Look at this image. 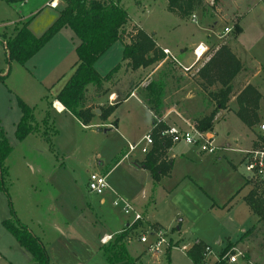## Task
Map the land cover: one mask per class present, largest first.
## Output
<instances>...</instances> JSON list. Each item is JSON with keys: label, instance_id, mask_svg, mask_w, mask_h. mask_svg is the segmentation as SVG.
<instances>
[{"label": "rangeland", "instance_id": "rangeland-1", "mask_svg": "<svg viewBox=\"0 0 264 264\" xmlns=\"http://www.w3.org/2000/svg\"><path fill=\"white\" fill-rule=\"evenodd\" d=\"M213 1L205 0L207 11L195 12L198 22L193 23L191 17L187 20L181 18L182 23L196 27L195 38H198L200 33L206 34L202 38L209 47L206 56L186 71L183 66L190 67L195 57L187 58L190 56L187 45L185 43L178 45L182 36L176 31H170L171 24H174V14L171 16L167 14V0H120L130 15L122 38L127 40L128 37L132 40L137 31L141 30L136 24L138 22L150 31H157V35L153 34L154 38L174 48V51H171L182 66L165 58L147 68L140 67L133 70L127 61H122L123 50L119 42L101 56L95 65L101 75L120 65V69L113 74L111 80L105 82V94L98 99L94 95V88L89 87L88 96L94 98V101L90 100L89 103L96 111L100 110V107L119 104L118 102L129 91L138 86V96L148 106L153 107L148 102L147 87L151 82L162 81L164 83L162 117L169 124L175 123L187 127V123H191L197 126V121L208 116L215 107L202 88L201 79L197 75L198 69L210 58L216 47L222 44L234 48L236 56H239L243 65L233 81L234 91L228 107L220 110L214 119V128L211 132L216 135L218 150L213 154H202L206 157L202 162L200 158L195 159L191 164L178 160L175 166L174 177L181 176L182 172H190L208 193L201 190L194 182H188L180 191L158 196L157 215L165 225L169 226L165 229L168 231L172 250L169 259L165 255L168 249L166 246H163L161 252L157 254L148 251L149 254L142 255V264H194L185 251H188L189 244H195L197 239H201L212 249L207 264L218 261L220 252L228 243L233 245L232 254H241L236 264H264V246L259 245L260 241L264 242V228L260 230L258 238L251 236L241 239L240 236L243 228L253 224V216L244 204L245 198L252 189L246 184L244 176L247 173L242 162L244 151L249 149L250 139L252 142L261 135L258 126L264 122V100L262 105L260 104L262 109L260 122L253 129H248L234 114L238 109L236 95L247 84L261 88L264 98V0H220L217 6L212 5ZM61 5L57 6V11ZM146 9L148 10L142 13ZM16 13L19 15L15 7H11L10 2L0 0V33H5V38L13 35L15 27H20L22 24L17 21L10 22L18 19ZM237 22L242 27L238 35L235 29ZM197 25L202 27V32ZM225 27H233L232 32L225 33ZM182 47L187 50L186 53L177 50ZM51 49L46 48L42 54L30 59L26 65H21L17 61H8L5 46L0 42V74L9 73L5 81L0 82V127L3 128L13 148L11 155L5 161L8 168L6 183L10 197L0 191V264L33 262L32 254L22 247L3 225L4 220L13 218L10 202L17 217L46 245L50 264H108L102 252L93 253L96 249L95 245H91L95 244L94 239L99 243L98 234L104 229L113 230L114 225L109 222V217L114 212L120 213L121 206H114L112 204L114 199H109L105 206H100L101 196L88 190L87 177L88 171L101 169L97 167L98 160L110 166L116 163L122 153L126 152V144L116 132H99L94 127H83L73 114L66 112L52 113L59 133L51 137V142L47 140L44 134L47 126L43 123V119L48 111L55 110L49 109L47 103L43 102L44 99L43 101L40 99L44 89L38 78L47 65L58 58V53ZM36 60L43 62L37 69L34 68ZM218 88L219 86H215L210 90ZM112 90L120 92L118 98L111 104L109 97ZM18 97L35 107V117L39 122L36 131L23 141L15 135L16 124L22 115ZM117 106L115 111L118 113L115 118L118 119L119 125L124 119L123 111H148L137 100ZM57 107L62 109L58 102ZM142 120L144 121L142 129L136 131L150 133L151 118L144 115ZM50 124L52 125L51 121ZM52 129L53 127L48 128L49 135L52 134ZM246 136L250 138L247 139ZM226 141L232 143L231 149L225 146ZM239 148L243 151L237 150ZM141 156V150L133 154L134 159ZM130 162L129 158L124 160L107 175L109 186L121 192L119 196L129 202H131L130 197L136 195L138 190L137 184L131 183L129 188V183L124 180L125 175L130 171ZM231 162L239 166V172H236V184L239 185L236 189L229 178V172H233ZM238 188L240 189L236 196L223 206L225 201L223 203L222 201L230 192H235ZM209 194L215 198L214 207ZM141 208L144 209L145 206ZM133 225L130 227L132 228ZM180 225L181 229L178 231L177 227ZM142 227L137 229L136 237L146 233V227L144 225ZM179 235L186 236L185 243L180 245L176 241ZM218 240H222V243L218 244ZM134 247L133 244L129 247L133 255L137 254ZM91 255H93L92 259H90Z\"/></svg>", "mask_w": 264, "mask_h": 264}, {"label": "trees", "instance_id": "trees-1", "mask_svg": "<svg viewBox=\"0 0 264 264\" xmlns=\"http://www.w3.org/2000/svg\"><path fill=\"white\" fill-rule=\"evenodd\" d=\"M64 2L65 4L58 9L56 19L42 35H34L29 28V23L24 22L20 27L16 26L14 34L8 38H5V33H0V42L5 46L9 62L17 61L21 65H26L62 28H71L80 40V44L76 48L79 62L56 98L81 124L89 126L97 116V111L89 103L90 100L94 101L93 97L88 96L89 87L94 88L96 98L101 97L105 94V82L111 80L113 74L120 69L118 64L107 74L101 75L96 70L95 64L117 41L122 39L124 27L130 20V15L128 10L120 4V0H64ZM167 3L171 12L186 20L198 10L207 11L205 0H167ZM219 3L220 0H214L212 5L217 6ZM235 29L236 35L242 31L238 22ZM165 58L166 54L158 46L154 36L143 29L138 30L135 37L123 48V60L127 61L133 70L140 67L147 68ZM242 68V62L232 49L227 44H222L198 69L197 75L201 79L202 88L215 105L208 116L197 121V127L200 130H213L215 116L220 110L228 107L234 91L233 81ZM8 75L9 73L7 75L0 74V82H4ZM215 86H219V88L210 90L211 87ZM147 91L149 93L148 102L154 108L147 106L154 110L153 113L156 116L152 118V130L150 131L154 144L150 151L145 154L140 165L149 171L153 186L156 188L161 179L172 171L174 161L169 157L168 150L173 144L171 138L161 136V131L168 128V123L162 120L163 113L161 111L164 83L162 81L151 82ZM261 100L260 90L252 84H247L236 95L238 109L235 114L248 128L253 129L260 122ZM18 105L22 115L16 125L15 135L23 141L36 131V125L39 122L35 117V107L20 97H18ZM117 105L100 107L99 118L106 121L115 111ZM50 121L48 111L43 123L47 126L44 134L49 142L52 141V136L58 134L57 128L52 121L51 125ZM49 127H53L50 135ZM262 146H264L263 133L258 135L253 142V148ZM12 151L13 148L9 144L3 128L0 127V191L5 192L9 197V187L6 183L8 168L5 161ZM248 183L253 185V189L245 200L258 217V223L248 228L241 239L251 236L257 238L260 230L264 228V179L259 181L257 185H254L250 180ZM10 204L13 218L4 220V227L14 235L22 247L32 254L33 262L31 264H50L46 245L38 235L29 229L27 224L17 217L12 202ZM140 225H142L141 221L135 222L132 228L120 232L112 242L103 245L101 249L108 264H137V258H134L128 251L127 239ZM261 245L263 247L264 242ZM171 247H168V250ZM206 247L205 243L198 241L187 251L194 264H204ZM231 247H233L232 243H228L220 252L219 260L214 264H228L229 255L233 253Z\"/></svg>", "mask_w": 264, "mask_h": 264}, {"label": "crops", "instance_id": "crops-1", "mask_svg": "<svg viewBox=\"0 0 264 264\" xmlns=\"http://www.w3.org/2000/svg\"><path fill=\"white\" fill-rule=\"evenodd\" d=\"M51 2H55V4L57 6H60L61 4H62L61 6H63V4H65V2L63 0H24V1L10 2L11 7H15V10L19 13V15L16 13L17 14L16 17H18V19L17 20H11L10 22H16L17 21L20 24H21V22L22 23L28 22L29 28L33 32V34L36 36H40L46 31V29L54 22V20L57 17V13H58V11L56 9L57 6L56 7L50 6ZM120 4L122 5V2H120ZM166 8H167V12H168L167 14L168 15L171 16L174 14L173 12H171L168 9V3H166ZM147 10L148 9L144 10L142 13L146 12ZM177 17L178 16L174 14V24H171L172 29H170V31L171 32L176 31V33H178L179 35L182 36V38L179 39V41H178V45L185 43L187 45L186 47L190 50V52H189L190 56L187 58H189V59L193 58L194 57V54H193L194 48L201 42L206 44L204 39L202 38L206 34L200 33V34H198V38L197 37L195 38L194 32H195L196 27L190 26L188 23L187 24L182 23V19L179 17L177 18ZM191 18H192V16H191ZM191 21L193 23L198 22L197 20L193 21L192 19H191ZM136 24L141 29L145 30L147 33H149L151 35H153V34L157 35V33H158L157 31H150L147 28H144L138 22H136ZM239 25H240V23H239ZM240 27H241V25H240ZM197 28L199 29L200 32H202L201 31L202 27L200 25H197ZM241 29H242V27H241ZM136 31L137 30H135L134 32L136 33ZM128 39H129L128 37H127V40L126 39L124 40V38H122L121 40L117 41L113 46H115L117 43L120 42L122 44V50H123L124 46L126 44L130 43V41H131L130 39L128 41ZM155 39L157 41V38H155ZM210 41H211V39H210ZM211 42L214 43L213 41H211ZM79 44H80V40L75 35L73 30L69 27H64L35 56H33L31 58V59H33L36 56H39L40 54H42V52H44L46 50V48H52L53 52L58 53V58L54 59V61L50 62L48 65L46 64L47 68L41 73L40 77L38 78L40 85L44 89V94H42V93L40 94V97H41L40 99L41 100L44 99V101L43 100L42 101L44 103H47L46 105L48 106L49 109L55 110V111H49L50 112V119H51V121L55 127H56V124H55L56 120H54L52 118L53 117L52 113L55 112L56 114H62L64 112H66V113L72 114L70 111H68L65 108V106L59 100H57L56 97L59 94V92L62 90V88L65 86V84L68 82L70 77L72 76V74L76 68V65L79 62V57H78L77 51H76V48ZM157 44L160 48L166 47V48H169L170 51L171 50L174 51V48H172L168 44H163L162 41H157ZM218 47L219 46H217L216 48H218ZM177 50L180 52H184V53L187 52V50L185 51V49L183 47L178 48ZM232 51L234 53H236L234 48H232ZM122 61H123V55H122ZM192 61L194 62V60H192ZM41 64H43L42 61L39 62L36 60L35 64H34V68L37 69ZM2 74H5V73H2ZM138 87L129 91L128 94L120 102H118L119 103L118 105L120 106L122 104L129 103L132 100H137V102L140 105H142L144 108H146L148 111H123L125 114H124V119L121 122V125H119L120 123H118V119L115 118L118 111H114L108 117V119L106 121L101 120L98 117L100 114H97L98 116H96L94 118L93 123L91 125H89V126H85L83 124H81V125L83 127H88V128L94 127L95 130L99 131V132L104 131V129H108L107 131H114L117 134H119V136L125 141L127 150H126V152L122 153L121 158L116 163H114L113 165L111 164V166L103 164V162L101 160H98V166L97 167L98 168L101 167V169L96 171V172H100L102 174L108 175V173H110V171H112V169H114L119 163L123 162L124 160H127L128 158L131 160V162L129 164L130 165V171H128L129 173H127L125 175L124 180L126 183H129L128 184L129 188L131 187V183L134 185L135 184L138 185L137 186L138 187L137 193H136V195H133L130 197V201L143 216L144 215L146 216L147 220L145 219V216L141 220L142 226L144 225L146 227L145 228V231H146V229L148 227H152V228H156V227L157 228H168L169 227V226L165 225L164 224L165 222L162 219L158 218V215H157L158 196H160V194H172L175 191H180V190L185 188V186H186L185 184H187L188 182H194L195 185L198 186L205 193H208V192L206 191L205 188H203V186L198 181H196L195 177L192 176L190 174V172H182V173H180L181 176L174 177L175 166H176L178 160H180L181 162H185L186 164H191V163H194L193 161H195V159L200 158V161L202 162V159L206 158L202 155L204 153H201L198 150V148L193 146V145L178 143V144L172 145L169 148L168 155H169V157H171L173 159L174 165H173L171 173L167 176H164L156 188H154V186H153V180L151 178L149 171L140 165V162L144 159L145 154L142 153L141 157H136L135 159L133 158V154L135 152L130 153L128 150V145L130 143H138L146 135V134H144V131H141V130L138 132L136 131V129H142V126L144 125V121L142 120L143 116L144 115L148 116L151 118V120L154 116L153 111L138 96V93H137ZM259 90L262 93L261 88H259ZM119 92H120L119 90L118 91L112 90L110 95L114 94V95H116V98H118ZM238 92H240V90ZM98 99H99V97H98ZM263 100H264V98L262 96L261 105H262ZM57 102L60 103L62 106L61 111H58L55 108V107H57V105H56ZM261 110L262 109L260 106L259 114H260ZM234 114H235V111H234ZM54 118H55V116H54ZM172 124H174V123H172ZM258 128H259V126H258ZM248 129H251V128H248ZM57 130H58V128H57ZM140 132H141V134H140ZM33 133H31V134H33ZM58 133H59V130H58ZM246 138L249 139L250 137L246 136ZM251 140L252 139H250V146L248 147L249 149H246V150L253 149L254 140L252 142H251ZM237 144H239V143H237ZM225 146L228 147V149H231L233 147L232 143H230L229 141L225 142ZM239 147L244 148L243 146H240V145H239ZM242 148H239L237 150H240V149L242 150ZM224 150H226V149H224ZM244 157H245V155H244ZM242 163H244V160ZM231 165L233 167V172H231V171L229 172V178H230V181L232 182V184H235V189H236L239 185V183L236 184V180H237L236 172H239L238 171L239 166L236 163H232V162H231ZM88 172L90 173L91 171H88ZM139 172H143V173H139ZM245 172H246V170H245ZM89 173H88V177H87V187H88ZM134 174H136V175H134ZM247 176H248L247 174H246V176H244V178L246 180V184H248L251 187V189H253V185L248 183V177ZM239 189L240 188H238V190H236L235 192L229 193V196H227L228 198L226 197L222 201V203L225 201L223 206H226L230 202V200H232L236 196ZM120 193L121 192L115 190L113 187H109L108 192H106L105 195H100L101 196L99 199L100 206H105L109 199L115 200L117 197H120L119 196V195H121ZM113 195L115 197H113ZM208 196L210 197V200L212 202L211 203L212 207L216 206L215 198L210 196V194ZM244 204H246L247 208L251 212V215L253 216V224H251L248 227V228H250L251 226L258 223V217L253 213V211L251 210V208L248 205V203L246 202V200H245ZM244 204H241V206H243ZM142 206H145V208L142 209L141 208ZM233 211L234 210L231 211L232 214H233ZM228 213H230V211ZM231 216H230V218L233 219L234 217H231ZM233 216H234V214H233ZM109 220H110L109 222H111L114 225V228H113V230L104 229L101 233L98 234L99 243H98L97 239H94L93 241H95V244L91 245V246L95 245L94 248L96 250H94L93 253L94 252H99V253L102 252L103 253L101 248L103 247L104 244L101 242V238L104 235H113L112 240H114L115 236L117 234H119L120 232H122L126 229L131 228L130 226L134 224L133 223V216H129V215L124 214L122 209H121L120 213L119 212L112 213V215L109 217ZM68 223H70V222L68 221ZM142 226H139V228ZM142 228H144V227H142ZM248 228H243L242 234L240 236H242L243 233H245ZM180 229H181V225L179 227H177L178 231H180ZM136 231L132 232V235L130 236L131 240L127 241V248L129 251L130 245H132V244L135 245L134 249L137 252V254L133 255L132 253H130V251H129V253L134 258H137V264H142V262H143V260L141 261L142 255H144V254L146 255V253H148V250H147V245L144 244L143 242H141L140 237L135 236L137 234ZM140 234H141V232H139V235ZM185 234H186V231H185ZM177 237H178V239L176 241L178 242V245L185 243V238H186L185 235H179ZM150 239L152 240V237H150ZM198 241H201V239L196 240V242H198ZM89 242L91 243V241H89ZM217 243L221 244L222 240H218ZM261 243H262V241L259 242L260 246H262ZM193 245H194L193 243H190L188 249H191V247ZM176 247H178V246L176 245ZM171 250H172V248L170 250L167 249V251H166L165 255L167 257L169 256L168 258H170V251ZM71 252H73V250ZM185 254L188 256L187 250L185 251ZM92 258H93V255H91L90 259H92ZM188 258H189V256H188Z\"/></svg>", "mask_w": 264, "mask_h": 264}, {"label": "built area", "instance_id": "built-area-1", "mask_svg": "<svg viewBox=\"0 0 264 264\" xmlns=\"http://www.w3.org/2000/svg\"><path fill=\"white\" fill-rule=\"evenodd\" d=\"M50 6L56 7L55 2H51ZM192 20H196V14L192 15ZM225 33L232 32L233 27H225ZM209 47L203 42L199 43L193 50L194 62L190 67L183 66L184 70L188 71L197 62L202 60L207 54ZM166 58H169L180 64L176 56L168 48H163ZM181 65V64H180ZM182 66V65H181ZM114 94H111L109 100H115ZM58 111H61L58 107H55ZM155 116V114H154ZM156 117V116H155ZM162 120L166 121L162 117ZM167 122V121H166ZM168 123V122H167ZM259 130L264 134V122L259 124ZM162 137H169L172 140V144L184 143L188 145H193L198 148L201 153L213 154L218 150V145L216 142V135H214L211 130L203 131L200 130L195 124L187 123V127L178 124H169L168 128L161 131ZM154 144L153 136L150 133L146 134L141 141L138 143H130L128 145V150L130 153L141 150L143 154H147ZM245 170L247 172L248 180H250L254 185L264 179V146L253 148L245 151L244 157ZM109 184L107 181V175L100 172L91 171L88 178V190L97 195H104L109 189ZM114 206H121L124 214L133 216V223L141 221L143 219L142 214L137 210V208L129 201L123 199L122 197H117L113 200ZM152 237V240L150 239ZM113 239V235H104L101 238L103 244H108ZM128 241L131 238L127 239ZM141 242L147 245V250L150 252L160 253L163 246L167 248L170 246V238L168 236V231L165 228H152L148 227L146 233L140 237ZM212 252L210 246L206 247L204 252V261L207 264L208 255ZM241 255V254H239ZM237 254H230L227 260L228 264H236L238 256Z\"/></svg>", "mask_w": 264, "mask_h": 264}, {"label": "water", "instance_id": "water-1", "mask_svg": "<svg viewBox=\"0 0 264 264\" xmlns=\"http://www.w3.org/2000/svg\"><path fill=\"white\" fill-rule=\"evenodd\" d=\"M100 113H101V111L98 110V111H97V114H100ZM99 130H100V129H99ZM107 130H108V129H104L105 132H107Z\"/></svg>", "mask_w": 264, "mask_h": 264}, {"label": "bare ground", "instance_id": "bare-ground-1", "mask_svg": "<svg viewBox=\"0 0 264 264\" xmlns=\"http://www.w3.org/2000/svg\"><path fill=\"white\" fill-rule=\"evenodd\" d=\"M114 97L116 98V95H114ZM56 105H57V103H56Z\"/></svg>", "mask_w": 264, "mask_h": 264}]
</instances>
